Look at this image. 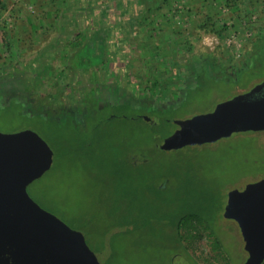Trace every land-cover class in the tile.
Masks as SVG:
<instances>
[{"label":"rangeland","instance_id":"374dc122","mask_svg":"<svg viewBox=\"0 0 264 264\" xmlns=\"http://www.w3.org/2000/svg\"><path fill=\"white\" fill-rule=\"evenodd\" d=\"M0 1V135L28 138L31 132V142L40 140L39 169L28 172L23 186L37 210L53 216H46L48 224L43 220L47 229L36 228V264H243V237L223 210L230 191L264 180V132L165 151L145 132L113 121L93 142L90 157L77 150L84 136L71 124L55 125L35 114L45 118L49 109L59 115L82 108L90 76L71 70L68 57L72 45L93 32L100 10L103 25L128 28L133 20L124 44L117 45L121 49L105 52L101 105L112 97L136 103L147 91L156 101L181 104L189 86L172 122L210 113L264 81V55L257 57L264 49V0H97L94 21L79 16L74 0ZM194 72L207 79L198 84ZM108 144L114 152L122 145L137 168L122 204L109 174ZM23 172L19 167L21 181ZM129 206L144 208V219L127 231L112 226L116 207ZM174 213L212 218L227 253L204 225L183 230L188 253L177 252L162 222Z\"/></svg>","mask_w":264,"mask_h":264},{"label":"water","instance_id":"95a60500","mask_svg":"<svg viewBox=\"0 0 264 264\" xmlns=\"http://www.w3.org/2000/svg\"><path fill=\"white\" fill-rule=\"evenodd\" d=\"M173 123L177 128L161 141V150L213 143L235 133L264 132V81L246 93L217 104L210 113L174 120ZM27 134L30 135L28 138L21 133L0 135V224L10 239L8 242L14 246L8 250V253H14L12 258L19 254L23 264H36V228L47 229L43 220L46 222L49 215L40 209L38 211L25 195L23 185L31 178L28 172L33 168L35 175L39 169L35 157L41 145L39 139H36L39 142H31L35 139L34 134ZM44 149L41 153L43 159L49 157V151L46 147ZM19 167L24 170L22 181ZM39 212L45 216L39 217ZM223 217L233 220L243 237L247 253L243 264H263L264 180L247 184L241 191H230ZM54 220L62 225L58 219Z\"/></svg>","mask_w":264,"mask_h":264},{"label":"trees","instance_id":"16d2710c","mask_svg":"<svg viewBox=\"0 0 264 264\" xmlns=\"http://www.w3.org/2000/svg\"><path fill=\"white\" fill-rule=\"evenodd\" d=\"M71 3L72 6H75L77 3L81 6L78 8L81 10V14L79 13L80 17L94 21L97 0H74ZM3 7L4 5L0 1V8ZM85 8H87V10H85ZM74 9L75 8H73V10ZM75 11L76 10H74L72 14L76 15L77 12ZM104 18L105 11L100 10V13L98 12L96 14V26L93 32L90 34L86 32L84 40L75 42L72 45L71 53L68 57V64L71 70L80 74L85 72L90 76V87L84 92L85 95L82 100V108L77 111H60L59 115H57L55 109H49L47 112L48 115L45 118L38 112L35 114L38 115L41 120L47 119L43 121L51 122L55 125L69 126L71 124L72 130L75 132L78 131L79 135L84 136V140L81 141L80 148L77 150L81 152L85 151L90 157L93 156V142L101 136L104 126L113 121L125 126L128 125L132 131L145 132L154 140V142H158L159 144L170 134L167 132L168 128L173 126L177 128L172 122L170 116L186 102L188 93L190 92L189 86L184 88V96L180 102L181 104H168L156 101L153 94L147 91V93L144 92L142 99L136 103L131 100H120L112 97L101 105L99 103L102 89L100 86L102 77L100 74V67L103 64H106L104 60L105 52L109 48L115 51L120 50L121 47H118L117 45L124 44V39L131 33L133 28V20L128 22L129 26L128 28H125L122 25H118L117 27L106 24L103 25L102 23L105 21ZM75 20L76 19H74V21ZM202 27L206 29L205 26ZM120 39H122L121 43H119ZM261 48L262 46L258 50L259 54H257V57L259 56L260 58L264 55V49L262 48L261 51ZM193 78L198 84L200 80L203 81L204 79H207V77H205V72L200 74L199 72H194ZM146 90L149 89L146 87ZM76 112L80 115V120H76ZM152 118L155 120L152 121ZM105 147H108L106 149L111 153L109 158L113 169L109 174L114 182L116 181L114 192L121 195L116 197V201L122 204V202H126L130 197L128 194L130 188L126 187L128 177L131 172H136L137 168L131 160L128 161L126 152L122 150V145H117V152L113 151L111 144H108ZM219 211H221V209H219ZM114 214L116 219H114L112 226L118 227L117 229L120 230L126 229L125 231L128 230L129 226L137 223L139 219H144L146 215L144 208L136 207V209H134L130 206L116 207V213ZM163 217L164 219H162V222H164L165 228L168 229V232L171 233L168 239L172 242L174 247L177 248V252L187 255L188 251L184 245L186 237L183 230L187 232L197 230V225H204L206 230H210V235L213 237L215 246L221 250L225 249L219 236H217L216 230L213 228L214 221L212 218L197 213L181 216L174 213L166 214ZM194 221L196 224H193ZM224 252L227 253L226 249ZM190 258L192 259V257Z\"/></svg>","mask_w":264,"mask_h":264},{"label":"flooded vegetation","instance_id":"af4514ba","mask_svg":"<svg viewBox=\"0 0 264 264\" xmlns=\"http://www.w3.org/2000/svg\"><path fill=\"white\" fill-rule=\"evenodd\" d=\"M2 93H4V91H2ZM1 227H2V224H0V264H23L20 261L19 254L17 255L16 258L15 257L12 258L14 253H12V251L11 253H8V250L12 249L14 246L10 244L11 242H8L10 241V239H8V237L6 236L5 230L2 229Z\"/></svg>","mask_w":264,"mask_h":264}]
</instances>
